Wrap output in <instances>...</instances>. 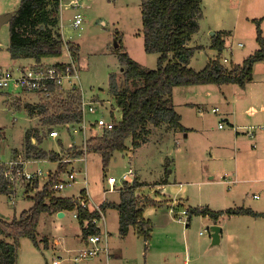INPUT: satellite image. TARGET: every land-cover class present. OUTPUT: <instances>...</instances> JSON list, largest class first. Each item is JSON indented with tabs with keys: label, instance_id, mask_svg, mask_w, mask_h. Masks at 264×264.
<instances>
[{
	"label": "rangeland",
	"instance_id": "1",
	"mask_svg": "<svg viewBox=\"0 0 264 264\" xmlns=\"http://www.w3.org/2000/svg\"><path fill=\"white\" fill-rule=\"evenodd\" d=\"M19 3L20 0H0V14L3 11L13 14ZM201 6L202 16L200 17V22L202 33L205 36V39L201 40L208 44L211 43L210 36L212 32L217 29L218 31L220 30L221 35L227 41L226 47L221 54L222 60L227 66L233 67L238 62H242L249 54L256 51V48L260 47L257 39V19H260L262 35L264 36V0H202ZM75 12L81 13L83 17L82 24L77 28L73 26V15ZM53 13L55 14V12ZM60 19L63 24L64 34L63 52L59 57L44 59V63L49 64L65 60L67 58L66 43L68 45L69 41L77 43L79 45L77 63L83 87L80 88L85 91L87 99L98 100V106L102 110L101 113H88V122H94L102 113H105L106 118H110L109 112L115 116V120H118L122 116V111L115 95L110 92V73H117V78L122 88L128 87L131 89L134 85L125 82L124 68L115 52L117 36L123 39L129 54L143 67L157 68L158 64L159 54L149 53L145 49V40L142 33L141 0H81V7L77 10L66 6ZM9 21L4 23L0 28V66L3 68H15L19 65L32 64L35 61L33 59L12 58L8 49L11 41ZM197 41L196 43H198ZM241 42L243 45H240ZM201 46H197L199 48L192 59L191 66L196 70L203 68L206 64L204 60H207L209 57L211 60L215 56L218 57L216 50L210 47L201 48ZM179 89L177 88L173 94L175 96L173 102L177 111L192 119L197 118L200 115L198 111L199 107L192 106L191 110L186 111L185 105L182 104L181 95L178 93ZM78 92L68 85L59 94L55 93L50 98L12 88L0 92V164L7 166L6 161L18 158L17 156L20 155V159L25 161L23 167L26 170L40 167L44 171H50L51 169V173L55 172L59 164L63 163L60 161V157L66 155L69 148H77L83 145L84 135L81 132H74L73 130L74 127H78L79 123L73 127H69L68 123L57 124L47 122V116L56 112L55 109H52L50 113L45 115H31L26 104L44 103L49 100L54 105L59 106L62 104V102H59L62 98L68 101L73 100L72 94L79 95ZM205 111L209 117L208 123L211 126V130L217 135L215 130L219 129V127L218 124H215V114L209 113V110ZM220 123L221 121H219ZM31 125L33 127L28 129ZM90 128L86 133L87 139L91 134L97 135L103 131V129L97 127L95 124ZM149 128L150 133L145 136V140L139 147H134L131 138H128L126 141L127 149L115 152L108 166H104L101 154L94 151H85L83 156L72 157L73 160L71 162L63 163L65 165L61 167V171L75 168L76 171H79L77 179L71 186L66 187L60 192L54 190V194L57 196H64L65 194L74 197L78 196L80 190L86 187L89 191L91 203L100 204L107 199L110 201L117 199L119 198L120 189L117 192H109L106 196L107 199L104 200V190L108 184L107 177L110 174L120 177L131 167L134 169L135 174L138 172L140 178L145 182L143 191L153 192L155 185L162 181L165 182L166 179L173 182L176 178L177 182H183L184 180L188 181V179L202 178L203 174L200 170L206 168L210 155H205V157H208L207 159L202 158L200 151L210 143L212 140L210 137L205 140L204 135L194 132H189L190 135L188 136L185 130L170 129L166 124L161 126L149 124ZM27 129L32 130L31 133L35 134L38 138V142H34L32 139L38 148H42L50 154L52 152H60L58 155L59 159L55 161L49 157H45L49 159L47 164L44 162L35 164L33 160L36 157L34 155L35 151L28 153L26 148L25 138ZM53 130L58 132L57 137L50 135V132ZM82 157H84V160L81 159ZM32 164L34 165L32 166ZM84 171H87V183L84 181ZM61 177L65 178L66 174L62 173ZM47 180L48 178L43 183L40 180V187ZM17 182V192L14 202L8 194H0V214L6 217L13 218L14 216H19L24 209L31 207L34 203L32 197L39 190V187L30 189L33 183L27 187L26 181L18 179ZM86 188L84 192H87ZM172 188L175 189L176 187ZM151 204L146 203L148 207L144 208V211L148 209L146 216H150L151 222L155 223L152 238L159 236L164 238L168 235L172 241H163L162 250L177 252V247L179 250H183L185 248V233H190L189 237L191 239L198 238L201 228L196 221L191 223L189 227H186V224L189 222L188 219L187 223L186 221L185 223L179 221L178 215H175V212L172 213L174 219H170L167 216H162L161 218L159 216L155 217L154 210L156 207L152 205L153 209L150 210L149 206L151 207ZM106 212V222L109 223L107 228L112 232L114 238L117 239L119 238L116 231L118 226L116 215L118 213L111 207L107 208ZM48 216V213L40 215L38 224L39 245H36L29 237L21 239L17 264H61L59 256H61L63 264H74L69 259L73 257L76 250L83 246L71 245L69 242V240H73V234L71 233L80 230L78 219L73 216V211L71 210L67 211L66 217L57 218L61 222L62 230L58 232L60 241L56 243L54 238L51 241L49 237L50 233L53 234L55 224L51 225V222L48 221ZM247 218L251 221V217L248 216ZM160 224H163V227ZM131 228L135 229L134 226H131ZM160 228H163V230H159ZM168 228L169 234L167 233ZM128 238H130L128 239L130 240V246L134 245L135 247L138 237L131 235ZM110 240L112 243V237ZM155 241L158 240L155 239ZM55 243L57 245H54ZM154 245L159 247V242H156ZM176 245L178 246L176 247ZM139 247L142 249L145 245L143 246V243H140ZM254 250L259 253L261 249L256 247ZM136 255L141 258L143 257L140 252H135L131 259H123L120 264H138L135 258ZM181 262L183 260L179 261V263Z\"/></svg>",
	"mask_w": 264,
	"mask_h": 264
},
{
	"label": "trees",
	"instance_id": "2",
	"mask_svg": "<svg viewBox=\"0 0 264 264\" xmlns=\"http://www.w3.org/2000/svg\"><path fill=\"white\" fill-rule=\"evenodd\" d=\"M59 2L20 0L9 21L11 41L8 49L13 59L31 58L41 62L47 58L61 56L64 42L60 31ZM201 4L202 0H141L145 49L149 53L159 54L157 68L143 67L129 54L123 39L117 36L115 52L124 68L125 82L133 84L134 87L122 88L117 73H110V92L115 95L122 116L118 120L113 116L115 125L112 128H101L103 129L101 134H91L88 139L86 138V151L101 154L104 166H108L115 152L127 149L128 138H131L134 147H139L145 136L150 133L149 124L155 126L166 124L170 129L186 130L181 123V114L177 112L173 102L174 87L225 83L244 86L252 79L257 61L264 60V36L260 19H257V39L260 47L241 63L229 67L223 62L221 54L226 47V39L219 31L211 36L213 39L211 47L217 50L218 57L210 60L200 70L194 69L190 63L199 47L189 46L188 41L199 31ZM117 33L119 34L118 31ZM69 46L73 54L78 56L79 45L69 41ZM72 96L73 100L70 101L62 98L59 101L62 104L59 106L49 100L38 104L27 103L26 106L31 115H45L55 109L56 112L47 116V122L71 123L75 126L82 121V113L78 109L81 97L76 94ZM31 132L28 130L26 133L27 152L35 151L34 155L38 158L49 157L58 160L59 153L50 154L33 143ZM84 154V146L81 145L69 148L66 155L81 157ZM63 165L65 164H59L57 170L35 193L31 207L13 218L0 215V264H17L23 237H29L39 245L38 224L42 213L51 214L78 207L83 239L86 241L90 234L98 231L92 222L94 217L99 216L97 209L77 206L73 197L54 194V185L58 181ZM4 169L5 165L0 164V194L9 195L13 192V186L6 178ZM29 184L31 183H28L27 187ZM39 185V180L36 179L30 189ZM143 185L145 184L137 179L131 183L125 181L120 188V202H103L101 207L104 211L108 207L119 210V233L122 236L134 226L139 234L149 240L152 226L151 221L144 217L143 204L145 202L154 204L156 201L148 196L136 195V190ZM81 193L84 194V190ZM187 209L188 221L192 215H209L216 222L224 213L258 215L252 208L243 206L228 207L220 211L210 209L206 205ZM86 219L89 220L88 223L85 222Z\"/></svg>",
	"mask_w": 264,
	"mask_h": 264
},
{
	"label": "crops",
	"instance_id": "3",
	"mask_svg": "<svg viewBox=\"0 0 264 264\" xmlns=\"http://www.w3.org/2000/svg\"><path fill=\"white\" fill-rule=\"evenodd\" d=\"M201 27L200 22L199 31L191 36L188 45H202L201 48L210 47L215 50L211 47L212 42L208 44L201 40L205 39ZM219 31L217 29L214 32ZM196 40H198V43H196ZM214 58L217 57L215 56ZM210 60L211 58L209 57L204 60V63L207 64ZM252 75V79L247 81L244 86L235 83H225L220 85L201 84L174 87L173 94L177 88H180L178 93L181 95L182 104L185 105L186 111L191 110L192 106L199 107L200 115L197 118L192 119L181 114V123L186 127L185 131L188 136L190 135L189 132H194L204 135L205 140L208 137L212 139L200 151L202 158L207 159L208 157H205V155H210L208 158L209 163L204 170H200L203 174L202 178L188 179V181L184 180L183 182H177L176 178L173 182L166 179L165 182L162 181L155 185L153 192L143 191L145 187L143 185L135 193L138 196L146 195L155 200L156 203L151 204L149 209H153L152 205L156 207L154 216H159L160 218L167 216L170 219H174L170 211L173 205L176 210L175 215H180L182 208L202 207L204 205L215 211L226 210L228 207L243 206L252 208L258 215H229L224 213L217 222L209 215H192L186 227L196 221L201 228L198 238L191 239L189 237L190 233H185V248L179 250L178 245H176L177 252H173L172 250H162L163 241L172 242L170 236L152 238L154 222H151L149 240L139 234L136 228H130L129 232L122 236L119 233V210L111 207L118 213L116 215L118 218L116 231L119 238L115 239L112 232L107 228L109 232L108 252L100 251L98 255L80 262H75L73 257H70L69 260L74 264H120L121 260L131 259L135 252H140L144 258L136 255L135 258L138 264H184L186 261L191 262V264H264V127L260 126L264 125V60L257 61ZM11 97L13 98V96ZM214 108H218V111H213ZM205 110L215 114V124H218L219 127V129L216 128L217 130H215L217 135L211 130V126L208 123L209 117ZM219 121L224 123L223 126L220 127ZM32 125L34 126V124ZM32 125L28 129H31ZM31 134L33 141L38 142L35 134ZM58 153L60 154V152ZM192 153L194 154V152ZM33 160L35 164L43 162L47 164L49 161L47 158L40 159L36 157ZM45 179H40L41 183ZM134 179L145 183L138 172L135 174ZM85 188H82L80 193ZM118 190L105 193L104 200L107 199L106 196L109 192H117ZM64 197L70 196L64 194ZM104 202H120V193L119 198L111 201L107 199ZM146 203L143 204L144 208L148 207ZM176 204L178 205L176 206ZM91 205L93 207L94 202ZM68 210L48 213V221L51 222V225L55 224L53 234L50 233L49 235L51 241L54 238V241L59 243L58 232L62 230V225L57 218L66 217ZM147 210L145 209L144 211V217L152 221L150 216H146ZM61 211H64V214L59 216L58 214ZM105 214L107 215L106 210ZM248 216L251 217V221L247 218ZM214 224L222 227L219 243H213L210 227ZM160 225L163 227V224ZM79 227L80 230L71 233L73 234V240H69L71 245L84 246L86 243L82 236L80 223ZM159 230H163V228ZM167 233L169 234V228ZM131 235L138 237L135 247L134 245L130 246V240H128L130 238L128 237H131ZM155 239L158 241H155ZM156 242H159V247L154 245ZM56 243L54 245H57ZM140 243H143L145 247L140 249ZM256 247L261 249L259 253L255 252L254 248ZM59 258L60 263L63 264L61 256ZM180 260H183V262L179 263Z\"/></svg>",
	"mask_w": 264,
	"mask_h": 264
},
{
	"label": "built area",
	"instance_id": "4",
	"mask_svg": "<svg viewBox=\"0 0 264 264\" xmlns=\"http://www.w3.org/2000/svg\"><path fill=\"white\" fill-rule=\"evenodd\" d=\"M59 16L61 18V14L66 6H70L75 8L76 10L81 7V0H59ZM83 22V17L81 13H74L73 15V26L79 27ZM60 31L62 33V37L64 39L63 34V24L60 19ZM66 59L55 62L45 64L44 61H33L32 64L27 65H19L15 68H3L0 66V92H4L7 89L14 90H23L31 93H35L40 95L41 97L50 98L55 93L63 91L67 85L74 90L79 91V96L81 97L79 104V111L82 113V121L79 123L78 127H74V132H82L84 135V150L86 151V133L89 127L95 124L100 128H112L115 125V121L113 119V115L109 112L110 118L105 117V113H102L99 118H97L94 122L89 123L88 113H97L102 112L98 106V100H89L86 98L85 91H83L79 66L77 63V57L73 54L70 46L66 43ZM240 45H243L241 42ZM81 87V88H80ZM78 88V89H76ZM101 106V104H100ZM213 111H218V108H214ZM69 127H73V124L68 123ZM223 122L220 123V127L223 126ZM264 127V125H260ZM50 135L53 137L58 136V132L53 130L50 132ZM18 155V154H17ZM16 157V155H14ZM18 158H12L6 161L7 166H5L4 174L10 184L13 186V192H11L8 196L12 198L14 202L16 192H17V180L22 179V181H26L28 183H33L36 179L40 180L42 178H49L52 174L50 171H44L42 168L38 167L32 170L24 169L23 164L24 160L20 159V155ZM84 159V157H82ZM73 160L72 157L63 155L60 157V161L63 163H69ZM75 168L65 169L60 172V176L58 181L54 185V190L56 192H60L64 190L66 187L71 186L77 179V173ZM51 173V174H50ZM62 173L66 174V177H61ZM85 179L84 181L87 183V171H84ZM50 174V175H49ZM135 172L131 167L126 172H124L120 177H116L115 175H109L107 177L108 188L105 190L104 194L108 191H113L116 189H120L124 182H132L134 180ZM119 183V188L117 184ZM88 191L84 192L85 195L80 193L78 196H74L73 198L77 202V206H82L84 208L91 207L90 197L88 195ZM178 204H176L177 206ZM99 211V216L94 217L92 222L98 228V231L92 233L86 239V243L80 249L76 250V254L73 256L75 262H80L82 260L94 257L99 254L100 251L108 252L109 249V232L107 229L106 222V214L102 209L101 204L94 203L93 207ZM73 211V216L79 219V210L78 207L71 209ZM170 211L172 213L175 212L174 205L171 206ZM64 212V211H63ZM188 219V209L187 207L183 208L178 215V220L187 223ZM88 219L85 220L88 223ZM184 264H190L186 261Z\"/></svg>",
	"mask_w": 264,
	"mask_h": 264
},
{
	"label": "water",
	"instance_id": "5",
	"mask_svg": "<svg viewBox=\"0 0 264 264\" xmlns=\"http://www.w3.org/2000/svg\"><path fill=\"white\" fill-rule=\"evenodd\" d=\"M11 16L12 14L10 13H2L0 14V28L1 26L8 22L10 19H11ZM215 32H212V35H214ZM117 45V44H116ZM64 214L63 211L59 212V216H62ZM1 215V214H0ZM211 230H212V238H213V243H219V240H220V233H221V230H222V227H220L219 225H211Z\"/></svg>",
	"mask_w": 264,
	"mask_h": 264
}]
</instances>
